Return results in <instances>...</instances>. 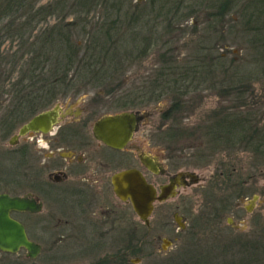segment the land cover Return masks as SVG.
Listing matches in <instances>:
<instances>
[{"label":"rangeland","instance_id":"1","mask_svg":"<svg viewBox=\"0 0 264 264\" xmlns=\"http://www.w3.org/2000/svg\"><path fill=\"white\" fill-rule=\"evenodd\" d=\"M262 1L264 0H251L247 6H231L223 25L221 18H209V14L216 11L213 6H192V2L185 1L176 16H172L173 12L168 14L169 11L165 22L158 24L160 43L150 48L146 54L135 52L122 64V67H110L109 71L101 69L100 63L91 72L85 73L81 69L71 71L67 79L71 80L69 82L72 84L70 86L72 89L79 88L78 85L85 87L88 85L86 89L90 93L95 91L92 88L103 91L115 88L118 91L122 90L126 99L121 102L120 94L117 95L118 107L106 101L101 105L105 109L104 112L112 113L122 110L123 107L126 108L127 92L131 88L133 92L135 87L143 85L144 80L147 82L145 75L156 66L157 55L167 52L169 57L171 50L173 58L178 57L179 61L182 58L206 59L204 72L207 80L201 85L193 84L197 89L193 91L195 95L191 96H196L197 100L183 104L176 116L168 122L162 119V114L169 107V102L160 100L149 106H139L133 101L134 111H138L139 114H149L146 122L141 123L139 131L133 137L132 143L137 150L154 158L167 172L192 173L199 178V181L191 187L177 189V195L165 203L156 204L148 227L139 222L129 204L118 202L114 197L111 198L113 204L111 202L101 204V209L99 207L95 212L96 220L103 223L98 230V234H102L99 236L101 240L98 241L102 244L100 249L91 250L92 246L81 234L70 237L62 234L64 239L51 249L47 242L42 240L47 245H43L44 250L35 260L28 259L25 251L16 254L0 252V264H94L100 259H107L103 264H228L240 258L242 249L234 243L233 237L240 236L241 239V235L250 236L253 241L257 240L258 258L260 257V250L264 249V154L257 155L249 149L241 150L240 146L227 149L225 145L224 147L211 143V135L214 134L210 132L211 135H208L206 131H209L213 122L210 118L212 110L220 104L235 107L240 101L245 102V98L236 95V92H228L223 98L224 101H221L222 91L219 87L223 82H231L233 87L249 85L254 88L256 96H264V29L257 27L254 22L247 26L245 22L247 15L243 13L247 8H250L248 14L253 11L251 8L264 11V6H256L258 3H263ZM95 2L89 5L90 8L95 6L89 16L82 15V18H88L82 21L89 22L90 27H87L86 31L93 29L94 22L101 21L102 3L103 6L122 5L121 17L124 14H131L135 6H140L138 13H146L147 17H151L150 9L146 7L149 0ZM54 3L55 0H41L39 6L34 8L48 7L44 5ZM72 3L73 0L67 2L68 5ZM29 7L31 6H27V10ZM172 8L176 7L172 4L165 6V13ZM79 10L80 8L76 7L67 16L66 11L62 10L64 12H55L53 16L46 17V20L38 23L34 21L25 27L22 36L29 42L38 38L40 42L43 39L40 36H45L43 31H49L51 26L57 24L63 13L67 23L75 19V14ZM25 14L28 19H22L20 22H27L33 11ZM113 14L115 17L118 13L114 10ZM17 15L19 14L15 16ZM7 22L0 20V32ZM259 22H261L259 25H263L264 19ZM149 23L151 26H156L151 21ZM73 36V41L83 48L86 42L78 41L80 39L86 41V35L82 34L79 37L73 32ZM163 43L165 45L160 46ZM22 48L30 50V46L21 47V41L17 36L13 39L0 40V71L4 70V74L12 73L15 81L23 78L27 59L30 56L24 55L26 53ZM129 50L128 47V52H121L122 59H128L122 56L128 55ZM12 52H17L16 60L9 58ZM135 58H139L141 62L132 63V59ZM209 59L221 61L213 63ZM8 60L11 63L6 66ZM106 64L109 66V61ZM45 70H48V66ZM104 72L106 76L102 77ZM1 80L0 76V82ZM118 84L122 85L117 87ZM131 94L130 98H134V93ZM100 96L102 97V94ZM198 97L202 100L199 101ZM259 102L262 104V112L264 99ZM78 108L79 106H76L74 109ZM240 110L243 115L247 112L244 108ZM251 110V112L255 111ZM217 136L221 138L224 135L220 132ZM237 136L240 137V134ZM149 179L158 184L165 182V178L161 176H151ZM235 185L239 188H235ZM231 196L232 198L228 200ZM226 199L228 200L226 208L222 209L223 206L225 207L222 203L226 202ZM218 207L221 208L223 219L221 221L216 219L217 222L214 223L211 219L214 210ZM112 210L115 214L107 218L106 212ZM46 212L40 216L41 220L46 219ZM40 219L27 217L23 218L22 222L30 227L33 225L34 228L35 223L42 228L45 223ZM56 219L64 220L60 215H56L52 221ZM228 225H231L232 229ZM41 234L39 232L37 236L41 237ZM89 237L93 240L98 236ZM67 238H70L69 242Z\"/></svg>","mask_w":264,"mask_h":264},{"label":"flooded vegetation","instance_id":"2","mask_svg":"<svg viewBox=\"0 0 264 264\" xmlns=\"http://www.w3.org/2000/svg\"><path fill=\"white\" fill-rule=\"evenodd\" d=\"M185 1L192 2V6L215 8L247 6L251 0H155L157 6H182ZM262 2L258 6H264V1ZM149 6H153L152 3ZM229 11L228 7L213 13L217 19H222L223 25ZM4 73V70L0 71V195L33 202L36 205L33 211L10 213L13 219L22 224L28 240L39 246V253L33 259L28 258L24 248L19 250L25 251L28 259H37L44 250L43 245L48 244L50 249L56 246V243L64 239L62 234L69 237L81 234L92 246L91 250L102 248L101 242H98L102 234H98V230L103 223L96 220V210L99 207L101 209L104 202H111L113 197L116 201L131 206L129 202L121 201L114 191L113 178L119 172L138 170L146 182L156 189L157 196L162 189L165 192L171 191L164 201L154 203L153 212L156 204L165 203L175 197L177 189L191 187L199 181L192 173L167 172L157 162L160 168L157 174L147 167L146 162L153 158L137 150L132 142L141 123L146 122L149 114L134 111L131 93L127 94L126 108L108 113L104 112L105 109L101 105L106 101L117 106L116 96L119 94V101L123 102L126 95L122 90L115 88L103 91L92 88L95 91L90 93L86 89L88 85H78L81 91L72 92L69 88L71 84L23 82L22 77L15 81L12 73ZM121 85L118 84L117 87ZM76 106L79 108L74 109ZM120 114H134L137 118L134 131L122 149L105 144L94 133L96 124L104 117ZM151 176L164 177L165 182H152L149 179ZM235 188L238 189V185H235ZM231 198L232 196L228 200ZM228 200L222 203L225 204L222 209L226 208ZM220 210V207L214 210L211 219L214 223L223 219ZM45 212L46 219L41 220L40 216ZM113 214V210L106 212L107 218ZM56 215H60L64 220L52 221ZM27 217H36L45 223V226L39 228L34 223L36 227H30L22 222V219ZM149 225L150 219L149 224L145 226ZM228 226L232 229L231 225ZM39 232L42 233L41 237L37 236ZM89 236L98 237L91 240ZM67 239L69 242L70 238ZM106 260L100 259L96 263L103 264Z\"/></svg>","mask_w":264,"mask_h":264},{"label":"trees","instance_id":"3","mask_svg":"<svg viewBox=\"0 0 264 264\" xmlns=\"http://www.w3.org/2000/svg\"><path fill=\"white\" fill-rule=\"evenodd\" d=\"M39 1L41 0H0V20L8 21L0 32V40L5 38L13 39V37L17 36L21 41V47L30 46V50L22 48L24 53H26L24 55H30L27 59V68L22 78L23 82H53L61 85L70 84L69 81L71 80L67 79V77L71 71L81 69L85 73L91 72L98 67L99 63L101 69L109 71L110 67H122V64L129 60L135 52L143 55L146 54L150 48L152 49L160 43L161 38H159L157 31L158 24L165 22L166 16L172 12V16H176V13L182 7L175 6V9L172 8V10L170 9L165 13V6H157L155 0H151L149 4L152 3L153 6L146 5L150 9L149 15L151 17H147L146 13H138L140 6H135L131 14H124L121 17V12L123 11L122 5L103 6L101 2L100 9L103 10L101 21L94 22L93 29L86 31V28L90 26L88 21L82 22L88 19L86 17L82 18V15L89 16L91 9L95 7L90 8L89 5L95 4L97 0H73L71 5H68L67 2H71L72 0H55L54 4L44 5L48 7L34 8V6H39ZM27 6H31L29 10H27ZM76 7H79L80 10L75 14V19L72 22L66 23L63 13L57 24L51 26L49 31H43L45 36H40L43 38L40 42L39 38L31 42L23 38L22 35L24 34L25 27L34 23V21L38 23L39 21L46 20V17L53 16L55 12L59 13L62 10L66 11L65 15L67 16ZM228 7L231 10V6L215 7V12ZM249 9L247 8L244 10L245 12L243 11L245 16L247 15L246 25H252L254 22L256 26L258 25L257 27L264 29V23L263 25H259L261 23L259 21H262V18L264 19V11L262 9L258 10V8H251L253 11L248 14ZM114 10L118 13L115 15L116 18L113 17ZM28 11H33V15L27 22H20L22 19H28L26 17L27 14H25ZM214 13L209 14V18H215L216 15ZM16 14L19 15L15 16ZM148 19H151L152 24L156 26H151L150 21H147ZM78 27L80 28L78 29ZM97 27L98 29H96ZM80 29H82V33H80ZM73 32L79 37L82 34L83 36L86 35V41L80 39L78 42H86L88 44L85 43L83 48H80L78 43L73 41ZM128 32L131 34H128ZM164 45V43L160 44L162 47ZM128 47L130 49L128 55L123 54L124 56H122L128 57V59L124 60L120 55L123 51L128 52ZM169 51V57L167 56V52L163 55H157L158 62L156 66L150 73L145 75L147 82L144 80L143 85L135 87L133 92L132 88L129 90V92L134 93V104L136 103L139 106H149L160 100L169 102V107L162 114V119L167 122L176 116L183 104L193 103L197 100L193 92L197 88L193 84L201 85L207 80V75L204 72L207 64L206 59L182 58L179 61L178 57L173 58V52ZM16 55L17 52H12L9 58L16 60ZM209 60L213 63L221 61L217 59ZM108 61L109 66H106ZM8 62V64L6 62V66L11 63L10 60ZM133 62H141V60L135 58L132 59ZM139 65L141 64L139 63ZM47 66L48 70H45ZM103 76H106L105 72ZM225 84H227L226 86L230 85L229 88L224 86ZM220 85L219 88L222 91L220 92L221 101H224L223 98L227 96L228 92H236V95L245 98V102L243 104L240 101V104L238 103L239 105L235 107L220 104V106L212 110L210 118H212L213 122L209 127V131L205 130L208 135H211L209 134L210 132L214 134V136L211 135V143L225 145L226 147H224L227 149L240 146L241 150L247 151L249 149L254 154L263 155L264 110L261 112L263 108L259 101L264 99V96H256L254 88L252 89L249 85L233 87L231 86V82H223ZM70 89L71 91L74 90L73 92L80 91L79 88ZM192 94L194 95L191 96ZM198 99L200 101L201 97H198ZM259 105L261 106L260 109ZM241 108L247 109L245 115L242 114ZM251 109L255 111L251 112ZM220 132L224 135L221 138L217 136ZM237 134H240V137ZM241 236V239L239 238L240 236L233 237L234 243L239 246V249H242L239 254L240 258L228 264H246V262L249 263L251 261L253 264H264V249L260 250L261 255L258 258L259 247H257V240L253 241L247 235V237L245 235Z\"/></svg>","mask_w":264,"mask_h":264},{"label":"water","instance_id":"4","mask_svg":"<svg viewBox=\"0 0 264 264\" xmlns=\"http://www.w3.org/2000/svg\"><path fill=\"white\" fill-rule=\"evenodd\" d=\"M137 123L134 114H120L104 117L94 128V133L105 144L114 148L122 149ZM147 167L158 173L160 170L156 160L149 159ZM114 191L123 202H129L135 213L145 225L149 224L155 202H162L168 197L169 192H162L157 196L156 189L146 182L142 174L136 170L119 172L113 178ZM174 196V194H171ZM33 202L18 198H10L0 195V252L16 254L21 248L27 251L30 259L35 258L39 253V246L30 242L26 236L24 227L10 216L12 211L29 210L36 208ZM178 220V219H177ZM183 227V225H182Z\"/></svg>","mask_w":264,"mask_h":264}]
</instances>
